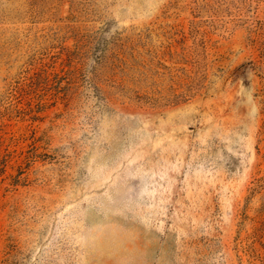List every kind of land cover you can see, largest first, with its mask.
<instances>
[{"label": "rangeland", "instance_id": "374dc122", "mask_svg": "<svg viewBox=\"0 0 264 264\" xmlns=\"http://www.w3.org/2000/svg\"><path fill=\"white\" fill-rule=\"evenodd\" d=\"M0 264H264V0H0Z\"/></svg>", "mask_w": 264, "mask_h": 264}]
</instances>
